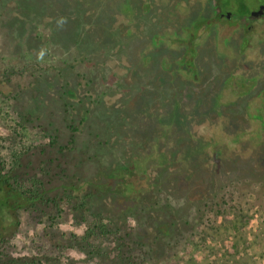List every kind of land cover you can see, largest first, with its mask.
Listing matches in <instances>:
<instances>
[{"label": "rangeland", "instance_id": "374dc122", "mask_svg": "<svg viewBox=\"0 0 264 264\" xmlns=\"http://www.w3.org/2000/svg\"><path fill=\"white\" fill-rule=\"evenodd\" d=\"M180 1L0 0L4 152L15 123L25 129L12 144L43 139L40 125L61 140L78 126L76 175H121L89 199L120 230L113 238H88L65 213L58 230L16 236L21 253L41 264H231L236 253L264 264L253 237L264 223V136L245 120L241 86L203 87L197 73L217 65L180 62L176 43L202 15L196 0Z\"/></svg>", "mask_w": 264, "mask_h": 264}, {"label": "trees", "instance_id": "16d2710c", "mask_svg": "<svg viewBox=\"0 0 264 264\" xmlns=\"http://www.w3.org/2000/svg\"><path fill=\"white\" fill-rule=\"evenodd\" d=\"M75 115L80 121L83 120L76 111ZM23 124L15 123L10 126L12 139L20 136V132L25 129ZM39 128L42 129L44 137L37 142L24 144L18 141L12 144L14 141L12 140L7 149L9 152H4V147L0 146V264H41L36 254L21 253L25 245L23 248H15L12 241L16 236L24 235L29 228L41 232L48 228L58 230L59 221L65 213L67 216L79 217L77 218L79 225L86 223L85 232L88 238L95 240L100 236L113 238L114 234L120 231L112 226L110 219H103L100 210L91 208L89 204V199L100 194V191L104 193L109 189L108 191L114 192L115 184L112 182L118 177L121 178L120 169L107 175L98 174L95 178H92L93 174L85 175L83 178L77 176L76 171H79L81 162L76 158L78 153L75 148L76 132L79 127H72L68 137L62 140L57 133L46 135L47 130L41 125ZM72 161L76 162L75 167L71 165L68 167ZM62 204L65 206H61ZM164 231L158 233V240L161 235L168 236ZM62 233L64 235L65 231ZM40 236L41 234L38 237ZM75 237L79 236L73 232L71 238ZM177 237L180 242L187 241L185 236ZM253 237L254 244L264 249V223L260 224ZM119 240L124 241V237L114 238L116 244L113 245L116 249L120 246ZM88 243L91 247L94 245V242ZM166 244L165 249L171 250L170 245L167 242ZM125 245L128 248L132 247L126 242ZM236 245L237 242L234 241V248H237ZM95 247L100 249V246ZM247 260L239 258L238 253L231 256V264H250L251 261ZM251 264H254L253 261Z\"/></svg>", "mask_w": 264, "mask_h": 264}, {"label": "flooded vegetation", "instance_id": "af4514ba", "mask_svg": "<svg viewBox=\"0 0 264 264\" xmlns=\"http://www.w3.org/2000/svg\"><path fill=\"white\" fill-rule=\"evenodd\" d=\"M180 2L187 9L195 4L190 0ZM196 3L202 15L189 24L191 28H185L176 43L184 49L178 54L180 62L193 68L195 58L204 57L217 65L215 72L207 69L201 75L197 73L203 87H213L218 79L219 88L223 78L228 79L226 84L231 88L241 86L245 120L258 126L260 135L264 136V0H196ZM256 12L259 14L255 15ZM175 16L183 15L178 12ZM165 46L173 55L172 44Z\"/></svg>", "mask_w": 264, "mask_h": 264}, {"label": "water", "instance_id": "95a60500", "mask_svg": "<svg viewBox=\"0 0 264 264\" xmlns=\"http://www.w3.org/2000/svg\"><path fill=\"white\" fill-rule=\"evenodd\" d=\"M259 14V12H256L255 15Z\"/></svg>", "mask_w": 264, "mask_h": 264}]
</instances>
